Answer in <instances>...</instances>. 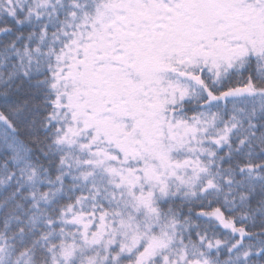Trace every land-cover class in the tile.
<instances>
[{
    "label": "snow or ice",
    "instance_id": "1",
    "mask_svg": "<svg viewBox=\"0 0 264 264\" xmlns=\"http://www.w3.org/2000/svg\"><path fill=\"white\" fill-rule=\"evenodd\" d=\"M0 264H264V0H0Z\"/></svg>",
    "mask_w": 264,
    "mask_h": 264
}]
</instances>
